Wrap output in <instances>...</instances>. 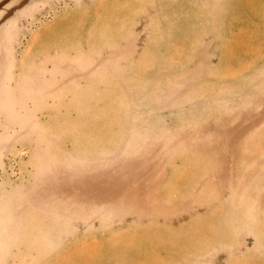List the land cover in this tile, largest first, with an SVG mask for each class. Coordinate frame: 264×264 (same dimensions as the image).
Listing matches in <instances>:
<instances>
[{
    "label": "rangeland",
    "instance_id": "rangeland-1",
    "mask_svg": "<svg viewBox=\"0 0 264 264\" xmlns=\"http://www.w3.org/2000/svg\"><path fill=\"white\" fill-rule=\"evenodd\" d=\"M0 264H264V0H0Z\"/></svg>",
    "mask_w": 264,
    "mask_h": 264
}]
</instances>
